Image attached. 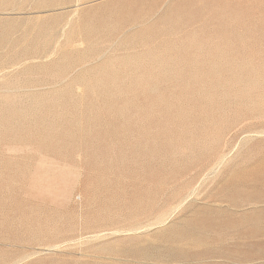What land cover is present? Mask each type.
<instances>
[{
	"label": "rangeland",
	"instance_id": "1",
	"mask_svg": "<svg viewBox=\"0 0 264 264\" xmlns=\"http://www.w3.org/2000/svg\"><path fill=\"white\" fill-rule=\"evenodd\" d=\"M0 264H264V0H0Z\"/></svg>",
	"mask_w": 264,
	"mask_h": 264
}]
</instances>
